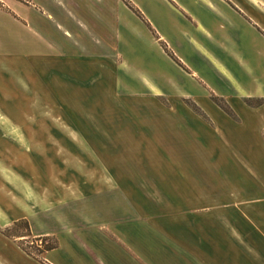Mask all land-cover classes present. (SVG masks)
Here are the masks:
<instances>
[{
	"label": "rangeland",
	"instance_id": "rangeland-1",
	"mask_svg": "<svg viewBox=\"0 0 264 264\" xmlns=\"http://www.w3.org/2000/svg\"><path fill=\"white\" fill-rule=\"evenodd\" d=\"M240 16L219 0H0V264L264 250V11Z\"/></svg>",
	"mask_w": 264,
	"mask_h": 264
},
{
	"label": "crops",
	"instance_id": "crops-1",
	"mask_svg": "<svg viewBox=\"0 0 264 264\" xmlns=\"http://www.w3.org/2000/svg\"><path fill=\"white\" fill-rule=\"evenodd\" d=\"M221 3L225 4H229L230 8L232 9V11L240 16L243 20L248 18L250 16V9L253 10H258V11H264V0H219ZM258 28L260 29L261 27L258 25ZM250 119V118H249ZM255 119L254 117L252 118V120ZM253 124V123H252ZM248 144L253 145L255 142V139L253 137H249L248 138ZM255 251L257 254H252L251 258H248L247 260L243 261V260H230L227 259L225 261L224 264H264V250H253ZM233 252V251H232ZM97 253H99V255H101V250H98ZM239 253V257H243V250H238ZM259 253V254H258ZM260 253L262 255H260ZM235 254V253H234ZM232 255H226V257H231ZM262 257L263 259L258 260L256 259V257ZM254 258V259H253Z\"/></svg>",
	"mask_w": 264,
	"mask_h": 264
},
{
	"label": "trees",
	"instance_id": "trees-1",
	"mask_svg": "<svg viewBox=\"0 0 264 264\" xmlns=\"http://www.w3.org/2000/svg\"><path fill=\"white\" fill-rule=\"evenodd\" d=\"M226 106H227V104H226ZM221 107L229 114V115H231L232 116V113L229 111V109H227V108H225V106L224 105H221ZM48 250H50V249H48Z\"/></svg>",
	"mask_w": 264,
	"mask_h": 264
}]
</instances>
